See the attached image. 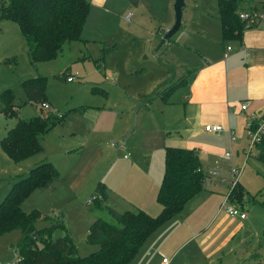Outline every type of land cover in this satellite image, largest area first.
<instances>
[{"label":"rangeland","instance_id":"1","mask_svg":"<svg viewBox=\"0 0 264 264\" xmlns=\"http://www.w3.org/2000/svg\"><path fill=\"white\" fill-rule=\"evenodd\" d=\"M263 2L239 0L243 7H246V3L252 7L246 9H257L256 12H264ZM116 3L113 11H107V24H104L102 18L96 21L93 12H89L81 33L84 40L67 41L58 56L37 62L31 60L18 24L0 16V94L4 89L11 88L18 114L4 116L0 96V138L15 124L17 118H26L41 111L67 112L63 122L41 138L43 148L38 153L14 162L0 148V200L16 176L25 175L29 168L44 159H52L60 172L55 190L50 192V189L38 186L23 200L22 206L27 211L37 208L47 215L35 221L36 228L47 226L52 220L60 218L68 228L80 255L99 247L97 243L87 240L92 221L97 216L112 220L111 214L104 207V200H107L101 199V204L92 200L98 180L107 185V178H111L115 171L120 172L126 163H131L130 169L133 167L135 170L132 172H144L152 179L161 176L163 151L147 150L148 138L142 136L139 130L129 135L134 114L126 111L128 101H135L133 111L142 108L148 100L141 93L152 78L172 80L199 62V53L184 45L188 43L189 36L185 33L188 26L204 29L209 42L212 39L216 42L221 35L217 0H184L180 28L158 49L156 47L163 36L160 29L168 26L167 20H170L171 25L174 22V0H132L133 6L141 8V12L138 14L133 10L129 18L125 14L127 11L132 12V9L118 0ZM201 37L204 38L203 35ZM72 73H77L75 79L66 80L65 75ZM36 75L47 76L46 101L51 105L49 108L28 100L24 93L22 80ZM184 89L185 86L175 92ZM112 104L122 106L123 112L120 109L108 110L107 107ZM83 105H88L84 106L86 111L75 112ZM96 105L104 108L98 111ZM150 113L140 112L138 126L144 119L152 121ZM126 124L130 125L127 131L124 128ZM227 137L224 133L221 136L207 133L194 138L208 146L221 145L226 141L228 143L222 152L208 151L204 156L203 172L211 175L207 176L208 181L204 185L206 190L197 197L209 195L215 208L226 199L228 203L236 205L237 202L243 203L245 223L235 229L227 247L238 246L254 251L258 247L253 246H259L262 242L261 237L259 243L258 235L262 234L264 206L261 202H253L251 198L255 199L254 195L264 198V163L259 160L256 148H253L249 156L244 153L247 137L236 139L232 146ZM226 150H231L232 159H222L221 153ZM232 164L242 168L234 184ZM233 188L232 194L230 192ZM191 201L186 204L185 211ZM217 215L219 219L224 218L221 226H225L226 231L236 227L238 221L234 219L228 223L226 217L230 218L231 215L225 210L217 211ZM63 232L62 228H58L55 236ZM21 236L22 231L19 229L0 236V264L16 258V247ZM164 256L171 258V253L163 251L161 257ZM254 258L250 260L252 264H264L263 256L258 255L255 261Z\"/></svg>","mask_w":264,"mask_h":264},{"label":"crops","instance_id":"2","mask_svg":"<svg viewBox=\"0 0 264 264\" xmlns=\"http://www.w3.org/2000/svg\"><path fill=\"white\" fill-rule=\"evenodd\" d=\"M118 1L132 9V12L127 11L131 15L133 10L138 14L141 12V8L133 6L132 0ZM89 2L91 4L89 12H93L96 21L102 18L104 24H107V11L116 8L117 0H89ZM245 6L246 9L248 7L246 3ZM170 23V20L166 21L168 26L160 29L161 34L171 26ZM98 24L101 25V22ZM204 32V29L190 26L185 31L189 36L188 43L184 44L185 47L198 52L200 56L199 62L192 69L186 70L190 74L185 89L165 99L158 95V91L171 79L152 78L148 87L141 93L150 103L146 101L142 108L133 111L136 104L131 100L128 101L126 110L134 114L132 132L129 135L139 130L142 136L148 138L147 150H162L164 158L166 145L193 148L199 156L201 167L204 165V156L208 151L222 152L228 143L226 141L221 145L208 146L194 138L207 133L219 136L224 133L229 139L227 130L219 133L209 132L204 129L205 124L222 123L235 131L236 139H244L247 134V116L264 110V20L261 19L256 25L246 27L241 39L232 38L223 41L221 32L216 42L213 39L209 42ZM198 35L199 37L203 35L204 38H199ZM227 45L231 47L229 50ZM244 101H249V105L246 109H241L240 105ZM84 106L88 105H83L75 112L86 111L87 108ZM121 107L112 104L107 109L116 111L120 109L119 111L123 112ZM96 108L101 111L104 106L96 105ZM145 111L151 112L152 121H149V118L144 119L138 126L140 112ZM124 128L127 131L130 125L126 124ZM235 141H229V145H234ZM44 160H51L55 164L52 159ZM130 168L131 163H126L123 169L121 167L120 172L115 171L111 178H107V185L104 182L107 200V202L104 200V204L120 211L142 208L152 215L157 214L161 204L156 195L164 164L160 178L154 179L144 172H132L135 170L133 167ZM57 180L50 192L55 190ZM204 190L206 189H201L187 201L186 204L192 200L187 211L185 204L180 212L151 232L129 264H252L250 262L252 258L258 255L264 257V224L262 234L258 235L259 243L261 237L262 242L259 246H253L258 249L254 248V251H250L238 246L227 247L235 229H238L239 224L245 223L246 217L240 218L228 214L230 216V218L226 217L228 223L233 222L234 219L238 222L234 229L226 231L225 226H221L224 218L219 219L217 215V211L225 209L221 207V203L215 208L209 195L197 197ZM254 196L256 198L251 200L255 203L261 202L264 206V198ZM239 206L244 209L243 203ZM205 210L207 212H204ZM163 251L171 253V258L164 261L161 257Z\"/></svg>","mask_w":264,"mask_h":264},{"label":"trees","instance_id":"3","mask_svg":"<svg viewBox=\"0 0 264 264\" xmlns=\"http://www.w3.org/2000/svg\"><path fill=\"white\" fill-rule=\"evenodd\" d=\"M217 6L223 41L241 39L246 27L260 21L249 23V18H241L239 12L245 8L239 0H217ZM90 7L89 0H0V16L18 24L31 60L37 62L58 56L65 42L83 39L81 33ZM189 74L185 72L172 79L158 91V95L168 99L187 84ZM22 87L28 100L35 103L46 101L47 76L25 78ZM0 96L4 116H17L11 88L4 89ZM66 113L41 111L26 118H17L0 138V148L14 162L39 152L43 135L63 122ZM256 148L259 160L264 163V140ZM59 174V169L51 160H43L29 168L25 175L18 176L0 200V236L14 229L22 231L16 247V259L5 264H129L151 232L181 211L187 201L204 188V179L208 175L203 172L199 156L193 148L166 145L164 170L156 195L161 204L160 211L155 215L142 208L120 211L105 203L112 220L96 217L92 221L87 240L99 247L80 255L60 218L36 228L35 221L47 215L37 208L27 211L22 206L23 200L36 187L53 189ZM105 188V183L98 180L92 200L101 204V199L106 197ZM234 188L230 193L233 194ZM239 188L242 190L240 184ZM48 218L51 219L50 216ZM58 228L64 232L55 236Z\"/></svg>","mask_w":264,"mask_h":264},{"label":"built area","instance_id":"4","mask_svg":"<svg viewBox=\"0 0 264 264\" xmlns=\"http://www.w3.org/2000/svg\"><path fill=\"white\" fill-rule=\"evenodd\" d=\"M257 9H245L239 12V16L241 18H249V23H256L262 18H264V12H256ZM126 18L130 17V12L125 14ZM231 47L227 45V50ZM77 73L67 74L65 79L68 81H73ZM43 107L49 108L51 105L48 101H44L41 103ZM249 105V101H244L241 103V109H246ZM246 128L247 134L246 137L248 139L247 147H243L244 153L249 156L252 154L253 148L257 147V144L264 140V110L257 111L251 113L246 118ZM204 129L209 132H222L227 130L229 133V141L233 142L236 140L237 136L235 131L231 127H226L222 123H207L204 126ZM123 147V146H122ZM222 159H232L231 150H226L222 153ZM242 168L236 167L232 164L231 166V173H232V182L233 184L237 182L238 177L240 175ZM211 175V174H208ZM207 175V176H208ZM206 178L204 179V185L208 181ZM221 207L226 210V212L231 216H239L240 218L246 217V212L241 208V206L228 203L227 199L221 203ZM163 260L166 261L167 257H163Z\"/></svg>","mask_w":264,"mask_h":264},{"label":"water","instance_id":"5","mask_svg":"<svg viewBox=\"0 0 264 264\" xmlns=\"http://www.w3.org/2000/svg\"><path fill=\"white\" fill-rule=\"evenodd\" d=\"M184 5V0H174L173 8H174V22L168 27L163 36L161 37L158 47L168 40L181 26V17H182V6Z\"/></svg>","mask_w":264,"mask_h":264}]
</instances>
